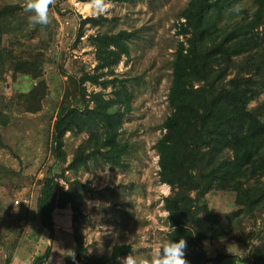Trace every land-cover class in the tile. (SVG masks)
I'll return each mask as SVG.
<instances>
[{"label": "rangeland", "instance_id": "1", "mask_svg": "<svg viewBox=\"0 0 264 264\" xmlns=\"http://www.w3.org/2000/svg\"><path fill=\"white\" fill-rule=\"evenodd\" d=\"M47 25H30L24 10L12 20L8 34L0 39V264H36L48 246L51 253L44 264H66L75 256L71 219L73 202L60 198L54 211V232L43 226L37 210L39 180L47 173H60L61 162L51 152L53 123L63 103L80 104L81 92L74 80L85 71L93 72L97 59L91 36L97 32L136 30L129 41L130 57L122 55L108 77L129 78L133 98L125 105L121 140L131 148L123 164L114 166L99 159L78 177L89 184L80 194V207L88 254L111 252L115 244L130 243L128 255L150 264L162 244L168 243L170 225L163 198L171 192L159 177V155L155 145L163 134V121L170 114L168 93L173 60L179 40L181 11L189 0H105V11L95 14L92 1L51 0ZM24 0H0L6 4ZM255 8L253 0H239L235 9ZM223 21L229 19L224 12ZM234 14V13H233ZM103 15L100 25L87 23L79 36L85 17ZM236 18H239L237 15ZM28 59L29 73L10 69L17 58ZM88 92L101 85L86 82ZM112 86L106 88L111 96ZM251 109L264 117V87L251 102ZM86 138L78 129L66 133L68 159ZM14 170L15 172H12ZM62 183H65L62 181ZM209 208L230 216L237 206L224 191H212L203 201ZM243 231L205 241L212 260L207 264H249L264 229V212L256 219L246 216ZM120 257L116 264H122Z\"/></svg>", "mask_w": 264, "mask_h": 264}, {"label": "trees", "instance_id": "2", "mask_svg": "<svg viewBox=\"0 0 264 264\" xmlns=\"http://www.w3.org/2000/svg\"><path fill=\"white\" fill-rule=\"evenodd\" d=\"M238 1L189 0L178 25L184 40H179L173 60L168 93L171 112L163 121L164 132L155 148L160 180L171 188L163 198L170 225L168 240L185 239L187 264L220 260V256L208 255L204 242L242 232L246 216L256 220L264 212V117L249 107L264 87V0H253L252 12L248 8L236 10ZM20 10L23 5L18 3L0 8V39L8 34ZM225 11L230 14L223 21ZM107 20L103 15L85 17L79 36L87 23L96 26ZM136 33L121 29L91 36L97 64L93 72L85 71L74 80L80 88V104L63 103L53 123L51 152L66 165L60 173L50 172L39 180L36 206L41 223L53 233L59 199L75 204L71 219L75 256L66 264H116L132 252L130 243H120L109 253L88 254L79 196L90 186L67 173L77 175L99 159L120 166L130 151V142L120 138L124 106L133 98L130 80L106 75L113 73L122 55L130 57L129 41ZM10 66L14 74L31 71L30 61L21 57ZM87 81L101 85L102 90L88 92ZM109 85L111 96L106 94ZM75 129L86 133V138L68 159L65 136ZM212 191L228 192L237 209L226 217L209 208L203 201ZM50 253L48 246L36 264H44ZM245 260L264 264V229L253 256ZM10 261L9 256L5 264Z\"/></svg>", "mask_w": 264, "mask_h": 264}, {"label": "clouds", "instance_id": "3", "mask_svg": "<svg viewBox=\"0 0 264 264\" xmlns=\"http://www.w3.org/2000/svg\"><path fill=\"white\" fill-rule=\"evenodd\" d=\"M51 0H24L23 10L29 13L27 20L30 25H47L49 23L48 6ZM92 9L95 14L105 11V0H92ZM186 241L184 238L170 240L162 244L150 264H187L185 260ZM122 264H143L132 255H126Z\"/></svg>", "mask_w": 264, "mask_h": 264}]
</instances>
